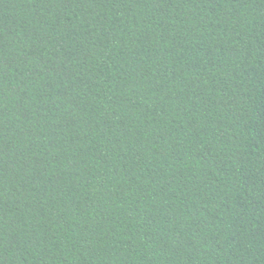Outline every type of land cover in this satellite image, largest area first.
<instances>
[{
  "label": "trees",
  "instance_id": "trees-1",
  "mask_svg": "<svg viewBox=\"0 0 264 264\" xmlns=\"http://www.w3.org/2000/svg\"><path fill=\"white\" fill-rule=\"evenodd\" d=\"M0 264H264V0H0Z\"/></svg>",
  "mask_w": 264,
  "mask_h": 264
}]
</instances>
